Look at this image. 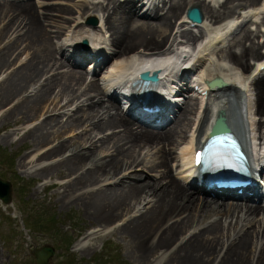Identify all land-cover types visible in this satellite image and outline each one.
I'll return each mask as SVG.
<instances>
[{
	"label": "bare ground",
	"instance_id": "1",
	"mask_svg": "<svg viewBox=\"0 0 264 264\" xmlns=\"http://www.w3.org/2000/svg\"><path fill=\"white\" fill-rule=\"evenodd\" d=\"M124 1L37 0V10L32 0H0V104H8L6 118L27 121L46 116L22 139L37 149L34 155H25L24 166L38 174L63 171V177L69 178L71 203L84 204L90 216L105 225L137 212L119 227V234L135 243L142 263L152 259L151 264H264V198L233 200L200 194L180 167V161H187L207 135L215 115H223L246 147L257 140L264 143V69L259 68L264 50L257 41L261 29L255 33L245 24L261 11L264 0L260 6L256 5L260 0H141L140 8L136 0ZM191 5H198L203 13V20L195 25L198 35L187 27L185 12ZM242 6L249 8L240 11ZM91 10L102 12L96 24L73 14ZM236 13L241 21L232 19ZM223 20L227 24L220 30ZM241 25L242 38L225 41ZM97 36L103 57L94 62L92 75L103 73L98 81L95 77L88 81L94 58L85 67L87 50L76 58L66 53L65 45L75 51L80 39ZM180 37L185 41L175 42ZM55 38L62 41H56L57 47ZM168 41V49L158 55L173 51L177 58L191 55V68L181 71L183 80L176 81L178 72L167 80L178 104L162 124L138 123L117 101L116 95L127 90L131 81L123 62L135 53L141 58L151 56ZM136 44L143 50H136ZM217 46L220 51L228 49L229 64L220 62L213 68L217 58L212 50ZM109 55L112 62L103 70ZM251 59L256 63L247 74ZM64 65L67 69L59 70ZM216 77L225 84L208 88ZM250 86L257 89V97H250ZM115 127L100 136L102 130ZM66 133L72 135L68 140L63 139ZM153 136L163 146L154 150L153 159H146L144 150L135 145ZM44 147L47 150L41 152ZM175 151L174 177L167 161ZM47 159L50 162L43 164ZM136 162L143 166H135ZM121 169L120 176L108 177ZM139 169L162 174L156 181H141L146 175Z\"/></svg>",
	"mask_w": 264,
	"mask_h": 264
},
{
	"label": "rangeland",
	"instance_id": "2",
	"mask_svg": "<svg viewBox=\"0 0 264 264\" xmlns=\"http://www.w3.org/2000/svg\"><path fill=\"white\" fill-rule=\"evenodd\" d=\"M58 0H50V2H56ZM75 2H79V0H74ZM121 2H125L123 0H120ZM209 2V0H206ZM262 0H260L256 5L258 6ZM32 2L35 4L37 10L40 8V3L37 2V0H32ZM139 5V4H138ZM33 6V9H34ZM140 8V7H138ZM243 8H249L248 6H242L240 7V11H243ZM74 15H80L81 18L84 19V21L87 20L88 17H94L97 15V17L102 15V12H92L88 11L84 14H79L76 11H73ZM141 12V11H140ZM187 12V10H186ZM185 12V14H186ZM97 13V14H96ZM100 13V14H99ZM262 14V13H261ZM84 16V17H83ZM159 16V15H158ZM179 16V15H178ZM236 17H233L232 19L239 20L240 15L238 13L235 14ZM96 17V16H95ZM258 18V22H253L250 20L249 22H245L251 28L254 30L253 32L256 33L258 29H261L257 35V41H260L262 43V48L264 47V16L261 17V15L255 16ZM147 18V17H145ZM175 17L174 19H176ZM235 18V19H234ZM231 18H227L225 20H230ZM70 20V19H69ZM223 23V25H226L227 21ZM221 21V22H223ZM241 21V20H240ZM87 22V21H86ZM49 27H52L49 25ZM183 28V27H181ZM64 29V28H63ZM108 33H111L110 30H107ZM192 32L193 34H199V31L197 28H195ZM196 32V33H195ZM263 33V34H262ZM262 34V35H259ZM243 36V29L242 25L240 27H237L231 34H229L228 40L237 41ZM58 38L54 39V44L57 47V42H62L61 40H57ZM64 39V38H63ZM57 41V42H56ZM167 44V43H166ZM69 46H65V48H68ZM136 50L143 49V47L139 44L135 45ZM134 47V48H135ZM72 50V49H71ZM147 50V49H146ZM228 49L225 50H214V55L217 58V62L213 64V68L220 65V62L227 63L229 62L226 60V52ZM59 51V50H58ZM67 51V49H66ZM112 60V56H108L107 60L103 63L102 67L103 70L106 69L107 64ZM90 61H85V67L89 66ZM251 66L249 71L250 73L253 71L255 65V60H250ZM18 64L15 63L14 67H17ZM63 68H60L59 70H66L67 65L62 66ZM103 73V71H101ZM101 72L96 73L92 75L93 71L91 70V74L88 76V81L92 79V77L98 81L99 77L101 76ZM2 79V74L0 73V80ZM255 93L253 94L252 93ZM251 94L253 97H257V89L254 87H251ZM110 98V97H109ZM111 99V98H110ZM60 102L62 104H65V100L63 97L59 98ZM62 100V101H61ZM254 102L257 100V98L253 99ZM17 101V100H16ZM16 101H14L16 103ZM14 104V103H13ZM8 104L1 103L0 104V148L4 149L6 153V157H8L7 161L5 159H0V176L6 179H9L12 182V201L9 204H6L0 200V264H35L34 258L32 254L29 252L31 246L34 244L42 245L45 243H51L56 246V254L53 258L49 261V264H59V257L58 254L60 252V249L49 236L43 235L41 232L39 233H29L28 228L25 226L23 218L25 211L22 210V205L26 204L25 201H28V205H32L35 203H38L39 206H41L43 209L47 210L49 213H54L55 216L60 219L64 224L63 230L68 229V231L72 232L74 235L78 234V237H76L75 241L72 244L71 250L76 254V257L78 259H89L91 258L96 252L100 251L103 242L106 240H111L116 243H118L121 246V253L124 259L128 260L130 264H151V261L147 263H142L137 259L136 256V246L133 241L130 239H126L121 234H119V227L123 226L125 222H127L132 215L134 216L137 214V212L133 211L132 214H128L125 216H118L113 223L110 224H103L100 221L96 220L95 218H92L90 216V210L88 207H85L84 204H77V203H71V194H69L68 185L66 184L67 180L69 178L63 177L64 172H56L53 173H37L28 171L26 166H24L23 158L29 155H34L35 151L37 150L34 148L30 142L28 141H22L23 137L27 134V132L33 128L38 122L43 120L46 116L42 117L39 116L37 119H30L25 120L23 117L22 119L15 120L13 118H6V111H8ZM257 119L261 117L260 114L256 115ZM259 116V117H258ZM264 118V116H263ZM171 122L158 127V129H163L164 127L168 126ZM156 128V127H155ZM118 129V127L113 128H106L105 130H102L100 132V136L106 135L112 130ZM264 130V129H263ZM76 134H79L81 130H76ZM106 131V132H105ZM71 133V132H69ZM69 133H66L64 135L63 139H70L72 135ZM73 134V133H72ZM75 134V133H74ZM75 134V135H76ZM74 136V135H73ZM27 143V144H26ZM69 142H67L68 145ZM54 145V144H53ZM155 145V146H154ZM161 145L160 139L153 136L149 138L148 140H145L144 142H139V144L135 145L138 149L144 150L142 151V155L145 156L146 159H153L156 150ZM52 146V145H51ZM140 146V147H139ZM163 145H161L162 148ZM70 149H72L71 145H69ZM88 147V146H87ZM168 148V146H166ZM31 149V150H29ZM44 150H47V147L42 148L41 152ZM67 150V149H66ZM153 151V152H152ZM148 152V154H147ZM39 153V152H38ZM152 157H151V156ZM177 153L175 151L174 156H171L168 158V165L171 168V171L174 172L175 163H172V160H177L176 156ZM147 156V157H146ZM149 157V158H148ZM62 158V157H60ZM58 159V158H57ZM28 161V159L26 158ZM50 160V159H49ZM167 160V159H166ZM50 161L45 160L43 161V164H46ZM139 163V164H138ZM12 164V166H11ZM135 166H143L142 162H136L134 164ZM168 165L166 168H168ZM121 171L123 172L124 169H121L119 173H117L115 176H108L109 178L120 176ZM137 172H142L143 175H146L141 181H144L146 179H150L153 181H156L159 179V175L162 174L161 170H143L139 169L136 170ZM156 173H155V172ZM135 172V170H133ZM161 172V173H160ZM159 173V174H158ZM14 174L19 175V179L27 181V184H25L23 188V192H20L23 196L22 198L18 197L16 194V186L19 184V179H15ZM119 174V175H118ZM126 178H132L131 176ZM15 179V180H14ZM138 182H140L138 180ZM72 224V226H71ZM13 232L10 236L8 234L10 232ZM12 237V246L11 248L8 247L6 238ZM82 242V244H80ZM220 245H218L219 247ZM17 251V252H15ZM157 253V250L154 251L152 254L155 255ZM19 254V255H18ZM16 255V257L14 256ZM133 255V256H132ZM152 255V256H153ZM19 256L20 259L19 260Z\"/></svg>",
	"mask_w": 264,
	"mask_h": 264
},
{
	"label": "trees",
	"instance_id": "3",
	"mask_svg": "<svg viewBox=\"0 0 264 264\" xmlns=\"http://www.w3.org/2000/svg\"><path fill=\"white\" fill-rule=\"evenodd\" d=\"M6 153L4 149L0 148V159H5L7 161L8 157L5 156ZM12 166V164H11ZM15 179H19V175L14 174ZM14 179V180H15ZM19 184L16 186V194L18 197L22 198L20 192H23L26 180L23 178L19 179ZM22 205V210L24 213V224L28 228L29 233H39L49 236L54 240L55 244L61 249L58 256L59 264H130V262L122 256L121 246L111 240H106L103 242V246L100 251L96 252L89 259H78L76 254L71 250V245L75 241L78 234L74 235L68 229L63 230V223L58 219L54 213H49L47 210L43 209L38 203L28 205ZM72 226V224H71ZM13 234L11 231L8 236ZM6 242L9 248L12 246V237L6 238ZM17 252V251H15ZM19 255V254H18ZM16 257V255H14ZM19 260L20 256H19Z\"/></svg>",
	"mask_w": 264,
	"mask_h": 264
},
{
	"label": "water",
	"instance_id": "4",
	"mask_svg": "<svg viewBox=\"0 0 264 264\" xmlns=\"http://www.w3.org/2000/svg\"><path fill=\"white\" fill-rule=\"evenodd\" d=\"M187 16L196 21H200L203 17L200 8L195 5L188 7ZM224 83L225 82L222 78H215L210 81V84L213 86ZM227 128L228 127L226 126L225 118L223 116H219V118L216 120L213 131L227 130ZM12 188V182L0 176V199L3 202H11ZM55 251V246L49 243H45L40 246L34 245V247L30 249V252L33 254L36 264H49V260L55 254Z\"/></svg>",
	"mask_w": 264,
	"mask_h": 264
}]
</instances>
